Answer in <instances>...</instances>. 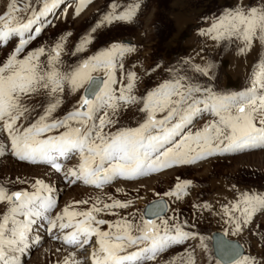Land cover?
Segmentation results:
<instances>
[{"label":"snow or ice","instance_id":"obj_1","mask_svg":"<svg viewBox=\"0 0 264 264\" xmlns=\"http://www.w3.org/2000/svg\"><path fill=\"white\" fill-rule=\"evenodd\" d=\"M60 2L36 0L33 4L28 0L21 7L19 0H11L0 12V44L17 40L0 61V133L7 139V143L0 140V157L10 154L20 161L46 164L70 185L82 182L102 189L117 179L134 181L216 155L264 148V59L254 65L251 86L243 91L218 92L178 77L138 97L134 89L139 78L134 71L125 73L122 62L125 55L136 51L134 46L113 43L68 70L62 69L63 36L50 48L41 45L27 50L44 30L41 18ZM91 2L77 0L75 14L80 15ZM110 7L113 11L97 22L93 32L105 23L132 21L141 5L132 4L118 14L115 5ZM201 34L216 42L238 41L241 54L250 51L256 41L264 45V0L260 6L241 2L225 8ZM91 40L90 34L85 35L72 55L83 52ZM211 67L197 65L195 71L209 76ZM66 89L73 94L83 89V94L70 111L56 118L54 113L63 104ZM137 104L144 113L141 122L106 131L117 124L122 109ZM37 109L42 111L33 119ZM204 114L212 119L193 131L195 121ZM74 157L78 163L65 167L63 161ZM16 182L27 183L19 177ZM190 184L177 178L163 196L181 199ZM31 189L10 191L0 184V204L6 206L0 212V264H21L18 254L39 242L33 231L41 222L49 237L63 246L56 249L64 255L55 264H88L79 258L88 247H92L90 264H148L172 246L199 235L185 230L188 222L178 221L175 215L163 218L168 209L163 198L147 205L137 221L134 214L130 219L113 211L129 208L132 200H74L53 215L58 204L55 190L42 179H35ZM199 207L208 210L211 206L205 203ZM102 213L118 219L99 218ZM257 213L264 214V193L241 191L236 200L223 205L232 235L249 229ZM199 238L204 246V237ZM215 248L220 258L217 264H257L255 257L242 255L239 245L223 237L215 240ZM185 252L183 264H195L194 250ZM169 264H175V258Z\"/></svg>","mask_w":264,"mask_h":264},{"label":"rangeland","instance_id":"obj_2","mask_svg":"<svg viewBox=\"0 0 264 264\" xmlns=\"http://www.w3.org/2000/svg\"><path fill=\"white\" fill-rule=\"evenodd\" d=\"M10 2L11 0H0V12L5 10ZM26 2L28 0H19V6L22 7ZM31 2L35 4L36 0H31ZM74 2L77 3V0ZM241 2L245 6H260L261 4V0H92L78 16L74 12L75 3L61 12V6L64 5L62 4L56 8L52 15L53 19L44 26L41 35L28 45L27 50L41 45L50 48L63 36L62 69L68 70L70 66L110 47L113 43L134 46L136 51L125 55L122 62L125 73L134 71L139 78L134 89V94L138 97H143L147 91L158 84L178 77H186L185 82L211 86L218 92L243 91L251 86L250 76L254 65L264 59V45L256 41L250 51L241 54L238 52V41L216 42L209 36L201 34V30H206L221 11L235 7ZM135 3H139L141 7L136 10V16L132 21H113L111 24H102L95 32L92 31L106 13L113 11L111 5L116 6L114 11L118 14ZM88 34L92 37L91 43L85 47L83 52L72 55L82 38ZM16 43L17 40L14 39L8 50L0 54L3 55V59L12 51ZM74 56L77 58L75 63L71 62V59H75ZM42 60L46 61V57H42ZM197 65L201 67L211 65L209 76L195 71ZM120 76L121 71L118 68L116 77L119 79ZM124 83H127L126 79ZM82 94L83 89H79L75 94L66 89L62 97L63 104L54 113V117H61L70 111ZM140 107L142 105L137 104L126 110L122 109L117 124L106 131H115L117 127H135L144 119V113L139 111ZM41 111L42 109H37L32 118L34 119ZM210 119H212L210 115L204 114L203 118L195 121L192 130L195 131L202 127ZM0 140L7 143L3 133H0ZM70 160L63 161L65 167ZM46 169L53 171L46 164H32L6 154L0 157V184L8 187L10 191L21 188L31 191V183L35 179H42L47 184H49L48 181H53L54 177L48 174ZM168 170L175 171L174 175L165 181L162 180V184L157 188L144 193L140 190L124 195L123 192L122 194L112 192L109 185L102 189L82 185L91 190L81 196L77 195L80 193L77 188L78 184H69V189H65L60 196L56 197L58 204L53 210V215L65 204L74 200H89L91 203L99 197L105 203H111L109 199L111 197L121 201L132 200L133 203L129 208L113 211L119 216L130 219L134 214L135 219L139 221L146 204L163 198L168 204L167 211L162 215L163 218L167 219L175 215L178 221L188 222L184 226L185 230L195 231L199 235L194 240L189 239L181 245L172 246L155 262H148V264H169L173 258H175V264H183L181 258L185 257V250H194L195 264H217L218 259L212 247V233L215 231L224 233L229 239L237 240L244 248L242 255H251L256 258L257 264H264V240L261 239V235H264V214L257 213L250 228L236 235H232L229 231L230 226L226 223L227 217L223 215V205L236 200L241 191L264 193V148L216 155L196 164L173 167ZM18 177L27 183H17ZM148 177H140L136 180ZM177 178L181 181H191L186 189L187 194L181 199L163 196L164 192L174 187ZM119 180L124 179H117L110 185ZM49 185L52 187L51 184ZM205 203L211 206L210 209L204 210L199 207ZM193 205L198 207H193ZM5 207L0 204V212ZM81 207L87 208L89 205ZM116 216L102 213L99 218L115 221ZM145 219L148 218L145 217ZM173 222L175 221H170V223ZM192 225L194 227H191ZM36 227L41 228L42 231L36 230ZM102 227L106 230L108 226ZM253 232H258L260 235H253ZM38 233H46L47 238L42 239L37 247L30 249L28 254L20 253L21 264H53L63 253V250L61 252L52 250L55 247L63 249V246L49 237L45 231L44 222L34 226L33 236ZM201 236L204 237V246H201L199 238ZM38 255L44 259L42 263H38Z\"/></svg>","mask_w":264,"mask_h":264},{"label":"bare ground","instance_id":"obj_3","mask_svg":"<svg viewBox=\"0 0 264 264\" xmlns=\"http://www.w3.org/2000/svg\"><path fill=\"white\" fill-rule=\"evenodd\" d=\"M63 2V3H62ZM76 4V2H74V0H61L60 2V5L64 4L61 6L62 10L61 12H63L67 7H69L71 4ZM59 6V5H58ZM58 6L56 8H58ZM56 8L53 10V12L49 13L47 17H42L41 20L43 22V25L45 26L49 21H51L53 18H52V15L54 14V12L56 11ZM60 8V9H61ZM4 9V8H3ZM58 9V10H60ZM1 10V9H0ZM57 10V11H58ZM59 12V11H58ZM56 15V14H55ZM14 39L10 40V42H8L6 45L5 44H0V54H3L4 52H6V50H8L9 46H10V43L13 41ZM72 58V57H71ZM75 59H71V62L75 63L76 62V56H74ZM3 59V55L1 56L0 55V60ZM76 163H78V157H74L72 160H70V162H68V165L66 167H72L74 166ZM40 167V166H39ZM38 167V168H39ZM46 172L48 174H52V176L54 177L53 181L49 182V184L52 185L53 189L55 190V197H58L60 196V193H62L65 189H69L68 187V183L67 181L64 179V177L62 176V174H55L53 171H51L50 169H46ZM175 171L173 170H168L166 172H163V173H159V174H156V175H151L149 176L148 178H144V179H139V180H136L134 182L132 181H128V180H119L117 183L113 184V185H109L110 190H112V192H120L124 195H129L131 193H136V192H139L140 190L142 191V193L144 192H148L149 190H152V189H155L157 188L160 184H162V180H166L167 178H170V176L174 175ZM77 188H79L80 190V193L77 194V195H81L83 196L85 193L89 192L91 189L87 188V187H82V185L85 186V184H83L82 182H77ZM112 184V183H111ZM165 184V182H164ZM58 185V187H56ZM56 187V188H55ZM92 187V186H91ZM162 187V186H161ZM165 187V185H164ZM117 189H119V191H117ZM29 190V189H27ZM157 190V189H156ZM150 192V191H149ZM68 195V194H67ZM67 195L65 196L67 198ZM73 195V194H72ZM76 195V194H75ZM64 197V196H63ZM65 199V198H64ZM64 199H61V200H64ZM67 200V199H66ZM62 202V201H61ZM163 215V214H162ZM125 217V216H123ZM116 218L118 219V216H116ZM44 227V226H43ZM36 230H40V232L42 231L41 228L39 227H36L35 228ZM216 232V231H215ZM46 234V233H45ZM44 233L42 234H34L35 236H39L40 237V240L39 242L42 240V239H45L47 238L46 235ZM194 240V239H193ZM192 241V240H191ZM38 242V243H39ZM186 242V241H185ZM190 242V241H189ZM197 242V241H196ZM195 242V244H196ZM199 242V241H198ZM38 243H35V244H30V246L23 252L25 254H28L29 253V250L32 249V248H35L38 246ZM93 245L95 243V238H93ZM198 246V243L196 244ZM195 245V246H196ZM57 248H53L52 250L55 252ZM92 251V247H88V250L82 254H80V259L84 260V261H88V264H90V261H89V254L91 253ZM45 252V251H44ZM53 252V253H54ZM244 253V252H243ZM20 255V254H18ZM63 255H64V252L61 253L60 255V258L59 259H62L63 258ZM34 257V256H33ZM39 257V255H38ZM264 259V258H263ZM36 260V259H35ZM43 258L42 256L39 257V259L37 260L38 263H42L43 262ZM21 261V259H20ZM55 264V262L53 263Z\"/></svg>","mask_w":264,"mask_h":264},{"label":"water","instance_id":"obj_4","mask_svg":"<svg viewBox=\"0 0 264 264\" xmlns=\"http://www.w3.org/2000/svg\"><path fill=\"white\" fill-rule=\"evenodd\" d=\"M156 200H158V199H155V200H153V201H156ZM153 201H151V202H149L148 204H146V206L149 205L150 203H152ZM146 206H145V207H146ZM164 213H165V212H164ZM164 213H162V214H164ZM153 218H154V217H153ZM220 237H223L224 239L231 241L233 244L239 245V251L241 252V254H243V252H244L243 246H242L237 240L229 239L228 237H226V235H225L224 233H222V232H220V231H216V232H213V233H212V247H213L214 255H215V257H216L218 260H219L220 258H219L218 254H217V252H216V248H215V240H216L217 238H220ZM221 263H223V262H221Z\"/></svg>","mask_w":264,"mask_h":264}]
</instances>
